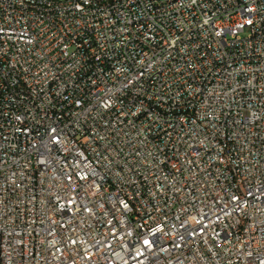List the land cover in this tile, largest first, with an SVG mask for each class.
I'll return each instance as SVG.
<instances>
[{
	"label": "built area",
	"instance_id": "built-area-1",
	"mask_svg": "<svg viewBox=\"0 0 264 264\" xmlns=\"http://www.w3.org/2000/svg\"><path fill=\"white\" fill-rule=\"evenodd\" d=\"M0 264H264V0H0Z\"/></svg>",
	"mask_w": 264,
	"mask_h": 264
}]
</instances>
